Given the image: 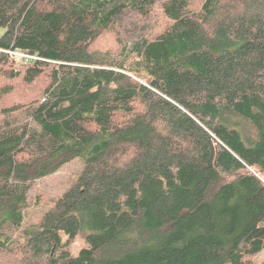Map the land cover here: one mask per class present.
Listing matches in <instances>:
<instances>
[{"label": "trees", "instance_id": "1", "mask_svg": "<svg viewBox=\"0 0 264 264\" xmlns=\"http://www.w3.org/2000/svg\"><path fill=\"white\" fill-rule=\"evenodd\" d=\"M156 12L167 24L147 38ZM0 27V80L34 93L0 115V264H254L264 0H0ZM113 29L129 41L114 61L92 51ZM75 158L23 226L33 182Z\"/></svg>", "mask_w": 264, "mask_h": 264}, {"label": "rangeland", "instance_id": "2", "mask_svg": "<svg viewBox=\"0 0 264 264\" xmlns=\"http://www.w3.org/2000/svg\"><path fill=\"white\" fill-rule=\"evenodd\" d=\"M166 24V18L162 14L160 15L159 12H156V14L151 20L146 21V23L143 25H139V29L144 27L146 29L145 34L147 38H153L162 31ZM3 33L4 28L0 27V36ZM120 34L121 33L116 29H113L110 32L103 34V36H101V38H99L97 42L93 45L92 51L106 54L113 61L121 59V57H124L125 46H128L129 41H127L125 37L122 39L120 37ZM17 60L19 62H22V60H20L18 57ZM1 79L0 115L2 114L3 108L6 106H10L20 101H24L27 103L32 100L34 94L30 93L32 87H23L16 84L15 81H17V79ZM46 82V78H40L34 83L33 86L39 85V88H42L46 84ZM12 83L16 84L14 90L16 92L11 95L4 94L7 87ZM82 169V160L80 158H75L72 161L66 163L56 173L34 181L28 196L29 205L28 208L25 210L26 217L23 226L38 222L44 212L48 209L50 204L54 201V199L67 190L70 183ZM85 242L86 240L84 235H81L76 239V241L73 243L75 253H77L78 250L83 245H85Z\"/></svg>", "mask_w": 264, "mask_h": 264}, {"label": "built area", "instance_id": "3", "mask_svg": "<svg viewBox=\"0 0 264 264\" xmlns=\"http://www.w3.org/2000/svg\"><path fill=\"white\" fill-rule=\"evenodd\" d=\"M15 56H18V58L20 60H22V63H26L28 60H31L32 58H37L36 55H31V54H27V53H22L19 51H14L13 52Z\"/></svg>", "mask_w": 264, "mask_h": 264}, {"label": "crops", "instance_id": "4", "mask_svg": "<svg viewBox=\"0 0 264 264\" xmlns=\"http://www.w3.org/2000/svg\"><path fill=\"white\" fill-rule=\"evenodd\" d=\"M254 264H264V249L257 254L254 259Z\"/></svg>", "mask_w": 264, "mask_h": 264}]
</instances>
